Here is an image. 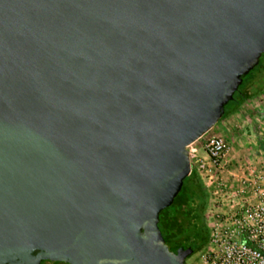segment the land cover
<instances>
[{
    "label": "water",
    "instance_id": "water-1",
    "mask_svg": "<svg viewBox=\"0 0 264 264\" xmlns=\"http://www.w3.org/2000/svg\"><path fill=\"white\" fill-rule=\"evenodd\" d=\"M264 53V0H0V264H187L159 214Z\"/></svg>",
    "mask_w": 264,
    "mask_h": 264
},
{
    "label": "built area",
    "instance_id": "built-area-1",
    "mask_svg": "<svg viewBox=\"0 0 264 264\" xmlns=\"http://www.w3.org/2000/svg\"><path fill=\"white\" fill-rule=\"evenodd\" d=\"M189 146L191 169L208 194V235L194 264H264V161L237 163L239 171L231 168L229 147L217 134L204 138L206 158Z\"/></svg>",
    "mask_w": 264,
    "mask_h": 264
},
{
    "label": "trees",
    "instance_id": "trees-1",
    "mask_svg": "<svg viewBox=\"0 0 264 264\" xmlns=\"http://www.w3.org/2000/svg\"><path fill=\"white\" fill-rule=\"evenodd\" d=\"M257 65L258 63L242 76V82L234 91L232 98L224 105L222 117L234 112L250 97V93H247L244 85L252 83L256 74L250 75V73ZM258 89L253 86L251 93H257ZM207 204L208 194L206 188L196 170L191 169L190 174L184 178L182 188L173 203L159 214L158 225L164 242L170 250H190L188 255H191L204 246L208 235L204 218Z\"/></svg>",
    "mask_w": 264,
    "mask_h": 264
},
{
    "label": "rangeland",
    "instance_id": "rangeland-1",
    "mask_svg": "<svg viewBox=\"0 0 264 264\" xmlns=\"http://www.w3.org/2000/svg\"><path fill=\"white\" fill-rule=\"evenodd\" d=\"M252 74H256L252 83L244 85V89L248 94L250 93V97L234 112L219 119L205 135L189 146V148L199 147L198 153L201 157L206 158L203 147L204 138L209 134H217L225 139L229 147L226 156L228 162L240 161L249 164L257 160L254 157L257 154L253 150L257 146H264V55L261 56L258 65L250 73V75ZM251 84H253L252 87L259 88L257 93H251ZM195 254H191L187 264H194Z\"/></svg>",
    "mask_w": 264,
    "mask_h": 264
},
{
    "label": "crops",
    "instance_id": "crops-1",
    "mask_svg": "<svg viewBox=\"0 0 264 264\" xmlns=\"http://www.w3.org/2000/svg\"><path fill=\"white\" fill-rule=\"evenodd\" d=\"M197 149L199 151V147ZM253 151L257 154V155L254 156L255 159H257V160H255L254 163H259L261 161H264V159H262V158H264V146H262V147L261 146H257V147L254 148ZM237 163H242V162H240V161L233 162L232 161V162H230V167H232L235 170L239 169ZM250 163H253V162H250ZM237 171H239V170H237Z\"/></svg>",
    "mask_w": 264,
    "mask_h": 264
},
{
    "label": "flooded vegetation",
    "instance_id": "flooded-vegetation-1",
    "mask_svg": "<svg viewBox=\"0 0 264 264\" xmlns=\"http://www.w3.org/2000/svg\"><path fill=\"white\" fill-rule=\"evenodd\" d=\"M190 256H191V255H187V256L184 257V261H185L186 263H187V260L189 259ZM45 263H51V264H67V263H64V262H57V261L52 262V261H49V260H43V261H41L40 264H45Z\"/></svg>",
    "mask_w": 264,
    "mask_h": 264
}]
</instances>
